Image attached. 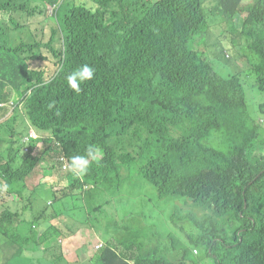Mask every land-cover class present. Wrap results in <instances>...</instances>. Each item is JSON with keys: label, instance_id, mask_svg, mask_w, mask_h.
Listing matches in <instances>:
<instances>
[{"label": "trees", "instance_id": "1", "mask_svg": "<svg viewBox=\"0 0 264 264\" xmlns=\"http://www.w3.org/2000/svg\"><path fill=\"white\" fill-rule=\"evenodd\" d=\"M87 1L0 2V9L29 17L42 15L45 5L54 7L47 41L30 32L29 40L16 44L0 25V54L9 57L0 63V77L33 87L26 107L40 137L31 139L59 150L72 166L90 159L83 184L98 198L107 195L105 203L111 202L112 181L127 176L121 171L139 159L140 175L159 197L179 196L202 211L184 216L189 251L176 254L180 248L169 259L145 250L139 230H127L102 248L100 264H264L263 129L249 114L241 79L223 76L189 45L206 24L205 0H155L149 6L145 0ZM214 1V11L240 19L243 0ZM241 22L244 28L263 23L264 0H255ZM246 33L253 36L251 29ZM25 47H44L57 57L62 68L52 81L44 82L43 69L28 68L17 58ZM250 48L259 58L254 72L264 94V37ZM32 58L48 60L42 51ZM75 68L85 82L81 93L66 85ZM259 110L264 114V101ZM217 134L222 144L209 143ZM16 137L12 126L6 139L15 145ZM3 154L0 150V190L20 199L0 210V262L52 264L33 241L29 209L22 206L20 221L11 223L19 203L41 213L48 207L35 191L25 192L26 177L42 158L26 152L23 164L13 169ZM5 174L18 175L17 180Z\"/></svg>", "mask_w": 264, "mask_h": 264}, {"label": "rangeland", "instance_id": "2", "mask_svg": "<svg viewBox=\"0 0 264 264\" xmlns=\"http://www.w3.org/2000/svg\"><path fill=\"white\" fill-rule=\"evenodd\" d=\"M3 1L8 0H0V2ZM11 1L14 6L19 0ZM145 1L146 5L149 6L155 0ZM87 2L91 3L90 0ZM254 2L255 0H243L239 12L240 19L236 20L226 19L219 12L214 11V0H205L206 24L201 33L190 40L189 45L211 61L215 69L223 76L236 75L241 79L248 102L249 114L255 123L263 129L261 142L264 143V114L259 110V105L264 101V94L258 88L256 73L254 72V65L258 63L259 58L250 48V44L257 37H264V22L249 28H244L241 22L247 16L248 8ZM53 9L54 7L45 5L42 15L29 17L24 11L18 9L13 11L12 8H8L7 12H0V25L4 28L3 33L8 35L11 31L10 38L16 44L20 41L29 40L30 32L38 33L41 40L47 41L51 34L49 29L53 26V16L51 15ZM10 17L13 19L11 23L9 22ZM54 19L57 22V13ZM13 22H17L21 26L11 30ZM250 29L253 31V36L246 33ZM3 33L1 34L2 37L4 36ZM42 53L46 55L47 61L37 60L28 63L30 68L43 69L46 78L50 79L58 68L56 58L44 47H42ZM5 61L8 62L9 57L1 51L0 63ZM6 113L7 111L4 115ZM0 128V138L5 140L12 129V125L6 124L3 127L0 126ZM21 140H27V138L22 137ZM221 140L217 134L208 142L213 145H221ZM28 142L46 146L41 141L30 139ZM9 145L13 144L4 141L0 145V150L4 151ZM40 151H42V146L36 150V152ZM61 156L62 154L57 149L45 156V161L41 164V167L42 169H49L52 165H55L52 174L49 177L36 174L28 175L26 180L27 189L37 188L33 196L44 199L46 202L49 199L54 200V192L51 186L58 184L63 179L59 177L58 169L65 171L64 179L67 180L68 184L61 188L67 193L65 200L72 202L74 205L72 224L76 226L85 219L86 211V206L80 198L82 188L75 181V179L82 177V172L71 171L68 169L70 168L69 164L64 169ZM97 157L101 158L99 151H97ZM141 165L142 161L137 159L132 169L125 168L121 171V173L125 172L127 176L122 175L119 179L116 178L112 181L113 191L109 195L111 202L104 204L100 209L92 210L89 218L90 223L108 242H115L120 239L127 230L129 232L139 230L147 251L166 256L169 259L170 255L175 254L180 248L182 250L176 254L184 249L189 251L191 246L182 230L183 226H188L184 216L190 212L201 216L202 211L195 208L190 201H183L185 199L179 196L159 197L155 186L140 175ZM42 183L44 185L41 186ZM0 187L3 189V185H0ZM13 198H15V193L9 194L6 190L0 193V203ZM97 200L103 202L102 198ZM56 203L57 201L54 200V205H49L48 209L52 211ZM76 252L81 255L80 251L76 250Z\"/></svg>", "mask_w": 264, "mask_h": 264}, {"label": "clouds", "instance_id": "3", "mask_svg": "<svg viewBox=\"0 0 264 264\" xmlns=\"http://www.w3.org/2000/svg\"><path fill=\"white\" fill-rule=\"evenodd\" d=\"M116 6L120 9V11H122L121 5H116ZM2 11L7 12L4 9H0V12H2ZM37 15L39 16L40 14H37ZM18 27H20V26H18ZM9 48L15 49L16 47H9ZM40 51H42L41 48H34L33 47V51H30V50H28L27 47H25L24 50H21L19 52L17 58L19 60H22V61L24 60V62L27 64L28 68H30L28 62L29 61H35V58H32V55L37 54ZM54 57L56 58V63L58 65V68H57L55 74L50 79H47L45 71L42 70V73H41L42 78H43L44 82H46V83L52 81L58 75V73L60 72V70L62 68V64H60L58 62L57 57L56 56H54ZM34 83H35V86L40 85L36 81ZM66 85H67V88L69 89V91H71V92L81 93L83 91L85 82H84V79L82 78V76L80 75V73L78 72V69L75 68L66 75ZM32 90H33V87H29L28 85H23V86L19 87L18 82H16L14 84L13 82H9L8 80H5V79L0 77V126H1V124L9 122L14 127V129L17 131V133L19 134V137L14 138V143H16V144L15 145H9L4 150V154H3L1 159L6 164H8V162H10V165L12 166V168L17 169L18 167H20L23 164L25 153L31 152L32 156H39L42 159L33 167V169L29 172L28 175H30L34 170L37 169V171L40 174L44 175V177H49L52 174L55 165H52V167H50L49 169H42L41 164L45 161V156H47L51 152V150L49 148L46 149V146H43L42 144L29 143L28 142V140H30L31 138L40 137L39 133L34 128V125L31 123L29 116H28V113H27L26 103H27L28 97L31 95ZM5 111H7V113L4 115ZM43 136H45V135H43ZM22 137H26L27 140H21L20 141V139ZM5 141L8 142L9 140H7L5 138ZM41 146H42V151L36 152V150L41 148ZM61 161H62V167L64 169L67 168V165L69 164L70 168H68V169H70L71 171L76 170L77 172L81 171L82 174L86 172L85 167L91 165V163H89L90 159H88L85 162H83L82 165H80L78 167L72 166L68 162V159L65 155L61 156ZM58 173H59V177L63 178V179L60 180V182H59L61 184V186L58 188V190L53 191L54 192L53 193L54 198L59 197L62 193H65V192H63V189L61 187L68 184L67 180L64 179L66 172L63 171L62 169L61 170L58 169ZM5 176H6V178H8V179L12 178L15 181V180H17L18 175L5 174ZM1 179H3V178H1ZM75 181L77 183L81 184L80 186L82 189L90 187L86 184H83V177H81L80 179H75ZM42 185H44V183H42L41 186ZM85 190H87V189H85ZM84 191H82L80 193V198L86 200V196H84V198H83ZM87 192H88V190H87ZM43 201L46 202L44 199H43ZM51 201L52 200L49 199L46 202L48 204V206L50 205ZM105 202L106 201L103 200L102 203L100 202L99 204H94L93 206L91 205V203L87 202V205H88V207L91 208V211H92V210H96L97 208L98 209L102 208L104 206V204H106ZM47 210H48V207L43 213H41L37 210H33V213L30 215L31 216L30 217V229L34 234L33 241L38 246L39 249H41L43 244H45V242H47V230L56 229V227L52 223L46 221V219H45V212ZM90 212L85 211L86 218H87V216H89ZM19 215H20V213L16 214L14 216L15 218L11 221V223L15 222L16 218H18ZM44 225L46 226V229L44 232H42L40 227L44 226ZM107 243H108V241H106L105 245ZM110 243L114 245V243H112V242H110ZM51 244L52 243L49 242L48 246L45 247L46 251L50 250ZM100 248H102V244L98 243L96 245V249H100ZM195 249H197V248H195ZM101 251H102V249L99 252V257L101 255ZM198 253H199V249H198ZM198 253H195V254H198ZM57 254H58L57 258L55 260H53L52 264H62L61 261L68 263V260L65 258L64 254L62 252V249H60V251H58ZM204 264H207V263H204Z\"/></svg>", "mask_w": 264, "mask_h": 264}, {"label": "crops", "instance_id": "4", "mask_svg": "<svg viewBox=\"0 0 264 264\" xmlns=\"http://www.w3.org/2000/svg\"><path fill=\"white\" fill-rule=\"evenodd\" d=\"M36 174L44 177V175L40 174L37 169L34 170L30 175ZM27 180V177H26ZM26 182V181H25ZM70 184V183H69ZM81 185L80 183H78ZM27 186V184H26ZM35 189V188H34ZM34 189L30 190L27 189L25 192L29 193L30 191H34ZM85 189L88 190L86 193V200L82 199V203L86 206V212H90L91 208L88 207L87 202L91 203L93 206L94 204H99L100 202L97 200L99 199L96 196V193L91 194L90 190L92 191V188L87 187L83 188L82 191ZM2 190H0V193ZM64 192V191H63ZM15 193V192H14ZM103 194V193H102ZM67 197V193H62L59 197L54 198V200L57 201L55 208L50 211L49 209L45 212V219L46 221L52 223L56 229H49L47 230V242L43 244L41 254L46 258L53 262L57 258V253L62 249V252L65 256V258L68 260V263H65L63 261L62 264H100L99 262V252L104 247L106 241L104 236L99 234L97 230L93 227V225L90 223L89 216H85V219L80 222L78 225H73L72 222L74 220V215L72 213V210L74 208V205L72 202H68L65 200ZM107 195H104V201L107 200ZM19 196L15 193V200L16 202L19 201ZM12 199L4 200L0 203V210L7 205L8 203L12 202ZM54 200L51 201L50 205H54ZM87 201V202H86ZM24 206L25 208L29 209L30 215L33 213V208H30L28 206H25L22 203L17 204L14 207V210L17 211V214L20 213L19 217L16 218L15 222L17 223L20 221V216L22 215V211L20 212V208ZM98 209V208H97ZM96 209V210H97ZM15 218V217H14ZM41 231L44 232L46 229V226L40 227ZM51 244V248L49 251H46V248L48 246V243ZM61 242V246H57V243ZM114 243V241H111ZM100 243L102 244V248L96 249V245ZM77 251L81 252V255H79ZM13 264L10 261H1L0 264Z\"/></svg>", "mask_w": 264, "mask_h": 264}, {"label": "flooded vegetation", "instance_id": "5", "mask_svg": "<svg viewBox=\"0 0 264 264\" xmlns=\"http://www.w3.org/2000/svg\"><path fill=\"white\" fill-rule=\"evenodd\" d=\"M61 186V184L60 183H58V184H54V185H52L51 186V188H52V190L53 191H57L58 190V188ZM50 188V187H49ZM37 190V188H35L34 189V191H36ZM53 196H54V194H53ZM61 242H59V243H57V246L59 247V246H61Z\"/></svg>", "mask_w": 264, "mask_h": 264}, {"label": "built area", "instance_id": "6", "mask_svg": "<svg viewBox=\"0 0 264 264\" xmlns=\"http://www.w3.org/2000/svg\"><path fill=\"white\" fill-rule=\"evenodd\" d=\"M194 252H195V253H198V249H194Z\"/></svg>", "mask_w": 264, "mask_h": 264}]
</instances>
